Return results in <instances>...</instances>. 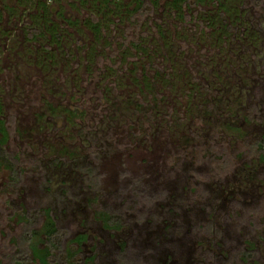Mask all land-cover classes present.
Returning <instances> with one entry per match:
<instances>
[{
    "label": "rangeland",
    "instance_id": "rangeland-1",
    "mask_svg": "<svg viewBox=\"0 0 264 264\" xmlns=\"http://www.w3.org/2000/svg\"><path fill=\"white\" fill-rule=\"evenodd\" d=\"M36 1L0 0V264H41L29 236L46 210L53 264H264V0H227V36L200 33L195 5L178 22L160 0L96 34L97 1L46 0L58 45L29 40ZM164 22L178 36L155 81L128 35L156 41Z\"/></svg>",
    "mask_w": 264,
    "mask_h": 264
},
{
    "label": "trees",
    "instance_id": "trees-1",
    "mask_svg": "<svg viewBox=\"0 0 264 264\" xmlns=\"http://www.w3.org/2000/svg\"><path fill=\"white\" fill-rule=\"evenodd\" d=\"M32 0H27V2H31ZM84 1V0H83ZM92 2H98L100 6H98L100 13L96 17L91 15L88 22H86V27L93 33H100L103 28H109L110 26H114L119 21H123L124 15L126 13L131 14L132 12L137 13L141 12L140 15H147L149 9L154 8L158 4L160 0H91ZM164 10L170 16H173V19H177L178 22L183 21L187 15L192 11V6L195 5L197 7H202L203 9H199L200 11L197 12L192 19L194 26L199 29L200 33H203L206 29H213V31L217 30L219 34H223V36H227V33L231 29V25L233 21L240 20L241 16L238 14L239 11L235 9H231L230 6H227V0H164ZM24 2V7L27 6L29 3ZM207 4H212L215 6V11L213 13H209L205 11L204 7ZM261 4V0H256V5ZM132 8L130 9V7ZM31 7V6H30ZM34 10L31 12L29 10L30 19H36L39 24L42 22L43 27L35 28L32 30L31 34H29V40L34 41L38 39H43L46 35H50L51 41L50 44L58 45L59 38H57L56 30H54V26L56 23L47 19L48 18V11L49 5L47 4L46 0L40 1L37 0L34 3ZM103 8V9H102ZM195 10V9H194ZM193 10V11H194ZM59 13L63 15V11L60 9ZM101 15V16H100ZM227 15V16H226ZM64 16V15H63ZM62 16V17H63ZM134 16H129L128 18L133 19ZM193 18V17H192ZM241 21V20H240ZM183 23V22H181ZM50 24V25H49ZM176 28V33H178L180 25H174ZM201 28V30H200ZM215 28V30H214ZM204 29V30H203ZM171 30L166 26L165 22L162 24L156 25L155 33L159 35L158 40H150L149 42L147 35L140 34L136 37L132 35H128V59H132V63L135 65L140 60L139 59H146V62L149 63L150 68L154 69V80H157V77L161 75V70L155 69L154 67V59L158 57L161 58V55L164 57H171L173 56V41L178 35L177 34H170ZM184 32V30H183ZM182 32V33H183ZM176 36V37H173ZM220 36V35H219ZM97 37V36H96ZM147 38V39H146ZM59 40V41H58ZM39 41V40H38ZM147 42V43H146ZM154 42V43H153ZM157 42V43H156ZM160 42V43H159ZM50 46L45 45L42 46V50L44 51V59L43 61H54L56 59V55L51 51ZM154 58V59H153ZM42 61V62H43ZM138 61V62H137ZM140 64L139 70L142 71L144 74L143 79V86L140 87L141 91L149 88L148 84V76L146 72H148V65L147 63ZM154 67V68H153ZM138 68H136L137 70ZM133 71V70H132ZM185 75H188L189 70L185 71ZM190 78L186 81L187 90L191 93H194L196 87L194 88V84H191ZM204 86V85H203ZM80 111L79 108H75L73 113H78ZM3 125L2 119H0V131L3 133ZM4 134L0 138L1 141H4ZM5 151L0 149V157H5ZM6 160V165L10 169L12 162L8 158H4ZM1 163V162H0ZM14 173L16 171L11 170ZM45 213V222L43 226L39 230H34L30 233V250L31 256L40 260L41 264H53L50 262L48 256L51 254L53 249H57L61 246V238L59 236V231L56 227L55 221L53 217L50 215L49 210L44 211ZM107 224L111 226H115L118 224L119 219L115 216H108L106 217ZM43 244V246H41ZM70 251V250H69ZM30 258L29 255L26 256H18L15 261L19 263H24L28 261ZM74 264V263H71Z\"/></svg>",
    "mask_w": 264,
    "mask_h": 264
}]
</instances>
